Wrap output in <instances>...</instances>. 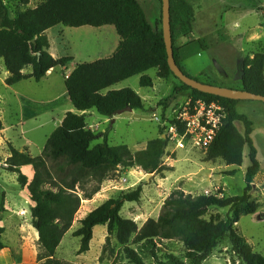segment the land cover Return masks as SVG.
<instances>
[{"label": "trees", "instance_id": "16d2710c", "mask_svg": "<svg viewBox=\"0 0 264 264\" xmlns=\"http://www.w3.org/2000/svg\"><path fill=\"white\" fill-rule=\"evenodd\" d=\"M22 2L28 4V0ZM159 2L161 4V0ZM193 19L194 7L188 0H170L173 56L188 77L191 76L185 72L181 61L206 47L198 40L177 47L176 33L190 35ZM58 25L69 28L112 26L120 42L110 57L78 64L65 79L70 104L83 114L67 112L47 138L39 156L33 157L13 147L9 149L6 170L17 174L23 198L30 208L32 228L47 258L54 256L71 228L81 200H89L98 193L104 181L115 178L118 168L138 167L148 174L171 170L162 161L168 147L167 139H152L145 149L136 152H131L126 145L109 146L106 141L91 147L95 135L85 122V112L90 110L106 118H112L127 107L131 111L143 110L142 100L133 90H109L128 78L141 75V87H152L151 79L143 75L150 69H155L160 79L175 78L167 64L161 11L155 25L151 26L135 0H43L36 7L16 11L10 17L7 6L0 0V60L8 73L7 86L26 80L38 83L50 70L64 68L72 61L71 57L55 59L48 51L46 31ZM26 68H30L28 74L23 72ZM239 81L240 90L264 96V54L243 58ZM203 83L225 87L216 82ZM184 92L189 93L191 101L217 102L223 108L222 126L204 152L206 161L222 160L226 166L233 167L228 173L232 176L242 164L244 148H248L249 165L244 174L242 194L193 196L175 189L164 200L157 219H148L139 229L135 221L120 215L124 202L139 200L141 187L138 186L116 200H107L79 221L80 227L72 234L80 241L78 255L89 250L93 229L106 226L107 246L109 238L114 237L124 258L132 264H144L140 253L144 248L149 249L148 245L155 240L181 242L189 264H202L223 240L228 241L233 255L243 264H264V256L255 252L237 230L240 218L256 214L259 208L251 195L254 177L260 169L251 137L252 122L236 109L242 101L203 94L182 83L171 96L159 102L163 109L162 119L168 104ZM171 117L167 119L170 125L174 123ZM237 123L242 124V133L235 126ZM163 134L164 128L159 127V136ZM25 166L32 169L31 179L21 170ZM1 205L0 239L4 233L1 224L4 201ZM223 208H228L224 216L218 212ZM210 210L217 212L208 214ZM131 244L137 245L136 250ZM4 248L0 241V251ZM150 254L155 256L153 252ZM163 264L185 263L169 255Z\"/></svg>", "mask_w": 264, "mask_h": 264}, {"label": "rangeland", "instance_id": "374dc122", "mask_svg": "<svg viewBox=\"0 0 264 264\" xmlns=\"http://www.w3.org/2000/svg\"><path fill=\"white\" fill-rule=\"evenodd\" d=\"M42 1L28 0V4L24 5L22 0H3L10 17L16 11L34 8ZM188 1L194 7L191 34L184 36L177 32L176 46L182 47L192 40H198L203 41L206 50L185 56L181 61L182 67L188 75L202 82H216L227 88L240 89L243 58L256 53L264 54V0ZM86 29L58 25L49 30L46 37L54 56L71 54L73 66L94 62L109 44L111 33L103 34L105 30L92 27ZM67 65L64 68L56 67L54 72L38 83L26 80L16 86H6L8 75L0 60V208L4 201L5 209L1 212L4 233L0 241L5 248L0 251V264H132L124 258L122 248L114 237L109 238L107 246L106 226L93 229L89 250L78 255L80 241L72 234L80 227L79 221L107 200H116L138 186L141 187L139 200L124 202L120 215L135 221L139 229L148 219H157L164 200L175 189L193 196L242 194L244 174L249 165L247 147L243 150L240 168L229 176L233 167L226 166L222 160L206 161L202 151L189 147L177 149L169 144L162 161L171 170L148 174L138 167L118 168L115 178L104 181L98 193L89 200H81L71 228L63 236L54 256L47 258L32 228L30 208L23 198L24 191L17 182V174L6 170L5 161L10 156V147L33 157L39 156L53 131L55 122L52 118L57 120L64 112H73L72 105L66 104L63 92L62 76L71 71V66ZM23 72L28 74L30 68ZM143 75L151 79L152 87H141V76L137 75L109 89L133 90L141 98L143 110L125 111L112 118L103 117L94 110L85 112L86 125L95 135L91 147L106 141L109 146L126 145L131 152H136L145 149L148 141L162 138L163 135L159 136L160 124L154 121L152 115L156 114L158 118L162 116L163 109L159 102L171 96L180 83L173 77L158 78L155 69ZM189 99V93L181 98L178 96L168 104V108L172 110ZM236 109L252 122L251 137L260 165L253 184L258 187H254L251 194L252 200L259 205L258 211L254 215L241 217L237 230L255 252L264 256V220L260 221L264 219V105L260 101H242ZM236 127L243 131L242 124L237 123ZM21 170L31 179L30 166ZM227 211L228 208H223L218 212L224 216ZM216 212L210 210L208 214ZM130 247L136 250L137 245L131 244ZM148 247L140 253L144 264L166 263L169 255L189 264L185 258L186 248L179 241L155 240ZM152 252L155 256L150 254ZM202 264L243 263L233 255L228 241L223 240Z\"/></svg>", "mask_w": 264, "mask_h": 264}, {"label": "built area", "instance_id": "2783aa9c", "mask_svg": "<svg viewBox=\"0 0 264 264\" xmlns=\"http://www.w3.org/2000/svg\"><path fill=\"white\" fill-rule=\"evenodd\" d=\"M67 77L68 75L65 79ZM170 115L174 121L171 125L167 120ZM152 117L159 122V127L164 128L163 137L168 140V145H174L177 149L189 147L206 152L222 126L224 113L217 102L189 99L177 108H168L163 115L164 119L162 116L158 118L156 114ZM5 166L7 167L6 161Z\"/></svg>", "mask_w": 264, "mask_h": 264}, {"label": "water", "instance_id": "95a60500", "mask_svg": "<svg viewBox=\"0 0 264 264\" xmlns=\"http://www.w3.org/2000/svg\"><path fill=\"white\" fill-rule=\"evenodd\" d=\"M161 28L169 70L180 83L186 85L192 90H196L203 94L237 101H260L264 105V96L256 95L245 90L231 89L227 87L206 84L197 81L192 77H188L182 72V70L177 66L173 56L170 26V0H161ZM125 111H131V108L127 107L121 111H118L114 116ZM162 139H164L163 136Z\"/></svg>", "mask_w": 264, "mask_h": 264}, {"label": "crops", "instance_id": "0c3cea01", "mask_svg": "<svg viewBox=\"0 0 264 264\" xmlns=\"http://www.w3.org/2000/svg\"><path fill=\"white\" fill-rule=\"evenodd\" d=\"M138 4H139V6L141 7V9L143 10V13H144V15H145V18H146V20H147V22L151 25V26H154L155 25V23H156V20L158 19V17H159V15H160V11H161V4H160V2H159V0H135ZM87 28V26H85V27H80V28H74V29H77V30H87L86 29ZM89 28V27H88ZM111 28V29H110ZM50 30H52V29H50ZM97 30H105L104 32H103V34H106L108 31H109V33H111V35H110V42H109V44H107V46H106V48H105V50H103V51H101L100 52V56H96V60H100V59H104V58H108V57H110L113 53H114V51L116 50V48H117V46H118V44H119V42H120V38L118 37V35H117V33H116V31H115V29H114V27H112V26H103V27H100V28H97ZM48 32H49V30L48 31H46V34L48 35ZM88 32V34H90V31H87ZM114 34V35H113ZM90 35H92V34H90ZM48 37V36H47ZM106 39V38H105ZM49 41V40H48ZM49 53L51 54V56L52 57H54L55 59H59V58H61L60 56L59 57H55L54 56V53H53V51H52V49H51V44H50V42H49ZM62 57H71L72 59H74L73 58V56H71V54H67L66 56H62ZM95 60V61H96ZM72 63V61L67 65V66H71V71L73 70V68L76 66V65H78V64H76V65H72L71 64ZM83 63H87V62H83ZM54 70H55V68L54 69H52V70H50L49 72H47V74H46V76L44 77V78H46L47 76H49L52 72H54ZM71 71L69 72V74L71 73ZM69 74H67V75H69ZM7 75H8V73H7ZM141 76V75H140ZM43 78V79H44ZM42 79V80H43ZM41 81V80H40ZM39 81V82H40ZM64 81H65V77H63L62 76V82H63V85H64ZM21 82H23V81H21ZM21 82H19V83H21ZM19 83H17V84H19ZM17 84H15V85H13V86H16ZM7 86V85H6ZM177 87V86H176ZM64 98H65V101H66V104H70V102H69V100H68V96H67V93H66V90H65V87H64ZM188 93H186V92H184V93H181L180 95H179V98H181L183 95H187ZM71 105V104H70ZM237 108V107H236ZM73 112L74 113H76V114H83L82 112H78V111H76L74 108H73ZM67 112H64L61 116H59L58 118H57V120H55L54 118H52V120H53V122H55V124H54V128H53V130L56 128V127H58L59 125H60V123L62 122V120H63V118H64V116H65V114H66ZM236 126V125H235ZM238 129V128H237ZM239 130V129H238ZM240 133H242L241 131H239ZM247 169V168H246ZM255 178H256V176L254 177V180H253V184L255 183ZM254 187H258L257 185H254ZM25 200V199H24ZM26 201V200H25ZM256 218V217H255ZM257 220V219H256ZM264 219H262V220H260V221H263ZM35 236H36V238H37V240H38V235H37V233L35 232Z\"/></svg>", "mask_w": 264, "mask_h": 264}]
</instances>
